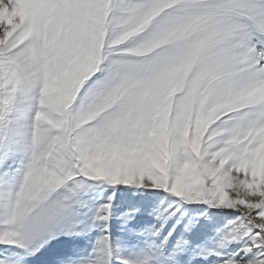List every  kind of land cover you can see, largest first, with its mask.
<instances>
[{
	"label": "snow or ice",
	"instance_id": "6c2138e0",
	"mask_svg": "<svg viewBox=\"0 0 264 264\" xmlns=\"http://www.w3.org/2000/svg\"><path fill=\"white\" fill-rule=\"evenodd\" d=\"M0 264H264V0H0Z\"/></svg>",
	"mask_w": 264,
	"mask_h": 264
}]
</instances>
